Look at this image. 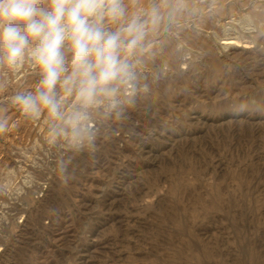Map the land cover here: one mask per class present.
Here are the masks:
<instances>
[{
  "label": "rangeland",
  "instance_id": "1",
  "mask_svg": "<svg viewBox=\"0 0 264 264\" xmlns=\"http://www.w3.org/2000/svg\"><path fill=\"white\" fill-rule=\"evenodd\" d=\"M205 2L123 0L125 20L154 3L163 18L132 56L135 88L91 110L90 145L53 141L46 113L11 103L41 79L27 57L0 63V264H264V0ZM234 19L258 28L252 44L212 59ZM31 183L27 212L9 214Z\"/></svg>",
  "mask_w": 264,
  "mask_h": 264
},
{
  "label": "clouds",
  "instance_id": "2",
  "mask_svg": "<svg viewBox=\"0 0 264 264\" xmlns=\"http://www.w3.org/2000/svg\"><path fill=\"white\" fill-rule=\"evenodd\" d=\"M128 15L123 0H0V63L15 69L27 57L41 75L35 92L17 93L11 103L30 118L46 113L53 141L90 145L91 110H117L121 96L135 88L132 56L163 17L155 3L143 16L125 20ZM64 97H73L71 106ZM7 127L0 118V133Z\"/></svg>",
  "mask_w": 264,
  "mask_h": 264
},
{
  "label": "bare ground",
  "instance_id": "3",
  "mask_svg": "<svg viewBox=\"0 0 264 264\" xmlns=\"http://www.w3.org/2000/svg\"><path fill=\"white\" fill-rule=\"evenodd\" d=\"M208 2L205 4L204 7H206V9L212 7V6H215V5H220L221 3H224L225 1L227 0H207ZM196 2V1H195ZM244 2V1H242ZM246 2V1H245ZM127 4V3H126ZM130 7V6H129ZM234 7V6H233ZM204 9V8H203ZM205 10V9H204ZM174 11V10H173ZM180 11V10H179ZM196 11V10H195ZM204 13V12H203ZM181 18V17H180ZM244 18V17H243ZM249 18V17H248ZM175 19V18H174ZM233 19V18H232ZM162 22V21H161ZM164 22V21H163ZM175 22V21H174ZM249 23L252 24V22L250 21ZM163 24V23H162ZM232 25H230V28H228L226 30V32L228 34H225L224 38L222 39H219V41L221 42L222 40H224V43H220L221 46H223V50H224V53L223 54H217L216 50L213 48V47H209L208 50H207V53L209 55V57H211L212 59L216 60L220 57H223V58H227L228 56H231V55H234L238 52V47L236 46H233L234 44L236 43H239V42H242L245 40V44H252V41H249L248 39V34H253L254 32H256V28L255 26L251 25V24H246V23H240L239 21H236V19H234L233 22H231ZM257 24V23H256ZM161 30V29H160ZM180 30V29H179ZM216 35V34H215ZM168 39V38H167ZM172 40V39H171ZM208 41V40H207ZM226 41V42H225ZM206 42V41H205ZM254 42V41H253ZM162 43V42H161ZM263 43V42H262ZM186 44V43H185ZM184 45V44H183ZM250 46V45H249ZM248 48V46H247ZM183 49V48H182ZM243 51L245 50V48L242 49ZM256 51V50H255ZM247 52V51H246ZM252 52V51H251ZM245 53V52H244ZM240 54V53H239ZM253 54V53H252ZM183 55V54H182ZM238 56V55H237ZM178 55L176 54V52H173L172 53V56H171V59H172V63L174 65V69L175 71L180 74V75H183L184 72H183V69H180L179 65L182 63V61L186 62V60H180L178 59ZM234 58V57H233ZM150 61V60H149ZM171 61V60H170ZM201 61V60H200ZM257 62V61H256ZM187 64V63H186ZM185 65V63H184ZM215 65V64H214ZM252 66V65H251ZM258 68V67H257ZM194 69V68H193ZM191 70V69H190ZM257 70V69H256ZM176 73V74H177ZM255 73V72H254ZM254 75V74H253ZM255 76V75H254ZM155 77V76H154ZM149 78V77H148ZM154 79V78H153ZM172 82V81H171ZM148 89V88H147ZM123 110V109H122ZM96 112V111H95ZM45 116V115H44ZM47 117V116H46ZM89 124V123H88ZM262 125V124H261ZM64 147V146H63ZM43 152V151H42ZM81 154V153H80ZM38 160V159H37ZM65 161V160H64ZM37 164V163H36ZM38 166V165H37ZM27 167V166H26ZM42 167V166H41ZM44 167L42 168H37V167H27L26 171H30L32 172L31 174L33 173H40L42 175L43 174V169ZM22 170V169H20ZM47 170V169H46ZM54 170V169H53ZM46 172V171H44ZM48 172V171H47ZM12 174L13 177L16 175L14 173V171L12 172H9V174ZM21 173V172H20ZM54 173H56L54 171ZM15 174V175H14ZM24 174V172H23ZM30 174V173H29ZM53 174V173H52ZM7 176V175H6ZM18 176V175H17ZM36 176V175H35ZM39 176V175H38ZM52 176V175H51ZM8 177V176H7ZM31 177V176H30ZM34 177V176H33ZM34 179V178H33ZM30 180V179H29ZM28 181V180H27ZM32 181V180H31ZM7 183V182H6ZM34 183V182H33ZM31 183L29 186H27L26 190L24 192H21V193H16L14 195H12V197H10L11 199V202H8V203H4L3 207L9 212H12V214L14 215H17V214H22V213H25L27 212V207L29 206V203L31 204L32 203V193H31V189L34 188L35 189V183L33 184ZM27 184V183H26ZM28 185V184H27ZM24 188V187H23ZM22 188V189H23ZM12 191V190H11ZM4 193V192H3ZM2 195V194H0ZM7 195V194H6ZM1 197V196H0ZM7 199V198H6ZM1 200V199H0ZM3 201H6L5 198L3 197ZM8 201V199H7ZM1 210V209H0ZM8 214V213H7ZM13 215V216H14ZM22 218V217H21ZM8 220V219H7ZM6 222V221H4ZM8 223V222H7ZM4 227H5V224H4ZM23 229V228H22ZM4 231V229H3ZM2 231V232H3ZM3 236V235H2ZM3 240V239H2ZM1 251V250H0Z\"/></svg>",
  "mask_w": 264,
  "mask_h": 264
}]
</instances>
